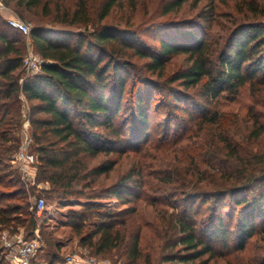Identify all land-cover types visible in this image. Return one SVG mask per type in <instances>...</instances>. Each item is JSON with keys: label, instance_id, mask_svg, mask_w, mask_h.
Instances as JSON below:
<instances>
[{"label": "trees", "instance_id": "1", "mask_svg": "<svg viewBox=\"0 0 264 264\" xmlns=\"http://www.w3.org/2000/svg\"><path fill=\"white\" fill-rule=\"evenodd\" d=\"M54 1L59 0H1L4 6L14 8L22 17H25L24 10L33 11L38 7L51 14L50 3ZM117 1L104 0L97 20L87 0H77L72 10L59 4L51 22L83 26V32L45 29L42 20L33 18L32 45L44 63L42 72L32 76L24 75V46L18 37L24 34L0 16V232L5 229L15 232L17 226H21L31 235L37 226L28 195L18 186L20 176L16 180L13 172L8 171V161L19 146L16 132L21 128L26 102L37 154V179L50 184L47 194L59 199L83 197L93 201L114 196L130 201L128 198L134 197V191L142 182L151 185L153 178L164 180L163 186H151L167 198L153 207V216L166 211L158 206L173 209L168 215L172 216L173 237L162 238L166 252L156 264H210L219 254L216 242L226 244L231 238L236 241L234 250L245 251L248 240L264 232V193L252 198L240 195L264 180V153L238 148L228 134H217L214 130L224 127L221 97H236L248 84L264 86V22L250 20V24H240L236 19L233 23L237 26L228 28L224 36L209 39L195 29L183 30L181 34H163L159 36L158 45L145 52L135 45L136 34H129L128 30L114 32L103 24ZM187 1L173 0L164 13L180 9ZM238 7L242 17H264V8L256 0H242ZM11 30L16 33L11 34ZM177 55H184V62L167 76L164 72ZM134 56L146 59L143 66L151 73L166 77L170 84L176 83L177 87L169 89V98L177 106L185 105L182 110L188 114V119L181 133L176 132L173 138L169 137V127L162 140L132 150L130 146L136 142L149 139V110L154 96L150 88H142L139 82L129 85ZM133 87L137 90L131 96L130 110L136 124L127 126L117 122V117L127 101L124 100L126 94ZM194 92L204 101H193ZM193 135L198 140L192 141ZM210 136V146L225 152L228 165L212 153V149H204V140ZM262 137L264 114L254 118L245 140L255 144ZM147 148H159L165 157L171 151L180 153L178 162L185 168L175 173L169 164L154 160L159 170L149 171L148 166H153L146 165L142 153ZM131 150L134 166L130 172L98 190V180L108 177L118 162L109 158L91 166L89 158L100 154L129 155ZM202 182L214 187L204 189ZM192 183H195L194 188L188 190ZM199 198L202 201L194 210V202ZM228 198L232 199V205L224 212ZM191 199L194 200L189 202ZM124 213L134 218L120 220L116 216L121 211L90 202L83 209L70 212L68 225L81 236V245L92 247L96 253L117 248L128 262L136 264L143 257L142 226L136 225L140 222L136 216L147 215L136 208ZM225 217H229L227 222ZM89 220H96V224L92 232L85 234ZM4 248H0L2 261ZM147 259L151 262L150 256ZM259 259L248 264H264V259ZM62 261L55 259L50 264Z\"/></svg>", "mask_w": 264, "mask_h": 264}, {"label": "rangeland", "instance_id": "2", "mask_svg": "<svg viewBox=\"0 0 264 264\" xmlns=\"http://www.w3.org/2000/svg\"><path fill=\"white\" fill-rule=\"evenodd\" d=\"M87 1L89 2L91 10L96 12L95 19L97 20L98 10L102 6L104 0ZM241 1L242 0H214V3H211V0H189L184 3L180 9L172 13L165 14L164 10L166 6L173 2V0H118L116 5L112 8L111 15L103 21V24L109 26V28H111L114 32L119 33L121 30H128L130 32L129 34H136V39L134 40L135 45L146 52L147 50L152 51V49L158 45L159 36H162L163 34H181L183 30L195 29L199 33H202L204 37L209 39L217 38L221 35L224 36L228 28L237 26L236 23H233L236 19L241 22L240 24H244L245 22L246 24H250V20L251 22H264V17L259 15L248 18L242 17L237 11ZM256 1L261 8H264V0ZM76 3L77 0L54 1L50 3L52 11L51 14H48L47 10L42 7H38L33 11L24 10L25 17L19 15L14 8L4 6L0 9V16L3 20L8 22V24L9 19L19 17L23 21L31 24L32 28L34 27L33 20L35 19L42 20L45 24V29L83 32L85 30V27L83 26L72 27L51 22V18L56 14L59 4L63 8H70L72 10L76 6ZM90 26L91 25H89V27ZM15 33L16 31L11 30V34L14 35ZM18 37L24 46L23 56H25L30 48L34 49L32 40H28L26 36L22 34ZM73 41L75 42L76 38H74ZM131 61L132 65L130 67V71L132 76L128 77L129 85H132L134 81L139 82L141 83L142 88L146 90L147 88H150L154 94L149 110L150 126L147 131L149 139L145 142L143 140L140 142L138 141L136 142V145H133L132 147L130 146L133 150L134 147L150 146L152 142L155 143L157 140H162L166 129L169 127L171 131V135H169V137H172V135L176 134V132L181 133L182 126L188 119V114L182 110V108L185 107L183 103L177 106L175 102L169 98V89L177 87L176 83L170 84L165 79L166 77H160L157 73L153 74L147 70L146 67L143 66L146 59H140L134 56L131 58ZM183 62L184 55H177L173 57L169 63L168 70H166L164 74L168 76L173 70L180 67ZM24 75L26 76V73ZM136 90L137 88L133 87L128 94H126L124 100L127 101L122 108L121 113L117 117V122L126 123L127 126L136 124L130 110V99ZM194 95L193 101H204L203 98L196 95L195 92ZM220 102V111H222V116L224 117V127L220 128L218 126L214 132L217 134H220V132L228 134L234 140L238 148H244L246 151H257L260 155L264 153V137L260 138V140H258L255 144L246 143L245 140L247 139V135L254 118L260 117L261 114H264V86L259 83L254 85L248 84L241 89L240 93L236 97L225 95L224 97H221ZM212 107L213 109L215 108L214 104ZM29 109V105L25 102V110H23L22 115L23 122L20 130L16 132V136L20 138V142L18 148L12 156V159L8 161V171L13 172V176H15L16 180L20 176L21 182L18 183V186H22L25 189L31 205L36 200L44 198L47 208L43 210L41 216L37 217L35 215L37 226L34 229L33 234L28 235L25 228L21 226H17L15 232H12L11 229L1 231L0 248H4V245L7 242H17L20 239L29 240L32 237H37L41 245L40 249L36 253V256L32 258L31 264H50V262L55 259L64 260L67 254L79 252L81 250L87 251L88 255L95 256L101 264H131L124 256H122L121 252L117 248L103 253H96L92 247L81 245V236L77 235L68 225V217L71 211L81 210L86 205L90 204V202H95L107 209L121 211V214L116 216L117 218H120V220L124 218L128 220L134 218V216H126L124 211L128 209L136 208L137 210L144 212L147 216H136L140 219V222H137L136 225L142 226L143 237V257L136 264H156V262L160 261L158 259L166 252L163 249L162 238L165 237L167 240L171 236L173 237V231L170 230V221L172 220V216H168L169 212L173 209L169 208L168 210L167 206H158L166 211H162V215L160 216H153V207L157 206L159 204V200L163 199L164 196L160 193V191L152 189L151 186L154 188V184L163 186L165 185L163 182L164 180L158 181L153 178L151 179V185H147L146 181L145 183L142 182V185L134 191V197L128 198L130 201H126V199L122 200L114 196L93 201L87 200L83 197L59 199L56 196H50L46 193L50 190L51 186L48 182L39 181L37 179V173L35 179L32 178L31 183L27 187L22 181L21 173L14 162V155L24 143L25 135L28 134L32 137V126L30 122H28L30 116ZM196 139L198 140V137L193 135L192 141ZM211 142V136L206 138L204 140V149H212V153L218 155L219 159L223 160V162L225 161V164L228 165L229 159L225 155V152L214 150L216 147L210 146ZM129 144L132 145L133 143ZM29 150L36 155L37 162V154L34 150L33 138ZM132 150L128 151L129 155H127L128 153L124 155H118L116 153L110 156L100 154L96 158H89L91 166L109 158L116 159L118 162L114 171L108 177H102L98 180L99 182H97L96 185L98 190L101 187L110 186L113 182L130 172L134 166V154ZM147 150H149V148H147ZM147 150H144L145 152L142 151V153H144L143 161L146 162L147 166L148 164L153 166H148V170L151 172L152 170L157 172L160 167L156 166L158 163L154 160H158L160 163L163 161L165 164H169L171 171L175 173H177V171L181 173L183 168H185L183 163L178 162L179 157H181V155H179L180 153L176 154L174 151H171L168 152L165 157V154L161 155V150L159 148L157 150ZM159 158H162V160ZM36 166L37 164L35 167ZM145 174H147V172ZM145 177L147 178V175H145ZM194 184L195 183L188 185V190H192L194 188ZM200 184L204 189H208L210 185L212 188L214 187L211 183L205 184V182H202ZM89 190L90 189H87V191ZM260 193H264V180L258 181L252 190H247L246 193L241 194L240 196L252 198L253 196H258ZM124 196L127 195L124 194L123 197ZM177 198L179 200H183L180 196ZM163 200L167 201V198H164ZM193 200L194 199H191L189 202H192ZM169 201L175 202V199H170ZM201 201L202 199L199 198L194 202V210L198 209ZM226 204H228V206L224 208V212L229 210L232 205V199L228 198L226 200ZM203 211L205 210L203 209ZM201 216L205 218V215ZM235 218H237V216ZM228 220L229 217H225V221L227 222ZM94 224H96V220L87 221L84 233L88 234V232H92ZM47 240L51 241V244H49ZM235 242L236 241L233 238H231L226 244H223V242H216L215 247L219 250V254L210 264H248V262L253 260L255 261L256 258L264 259V232L256 234L249 239L246 250L243 252L234 250ZM160 244L162 245L160 246ZM4 249L5 254L8 251V248L5 247ZM2 255L3 253L0 255L1 264H8L6 258H3V261L1 260ZM147 256L151 257V262L148 261Z\"/></svg>", "mask_w": 264, "mask_h": 264}, {"label": "built area", "instance_id": "3", "mask_svg": "<svg viewBox=\"0 0 264 264\" xmlns=\"http://www.w3.org/2000/svg\"><path fill=\"white\" fill-rule=\"evenodd\" d=\"M9 24L20 30L28 40L31 39V24L23 21L19 17L9 19ZM44 61L41 55L30 48L23 58V67L26 76L36 75L42 72V65ZM29 122V120H28ZM32 142V137L28 134L25 135L24 143L20 146L14 155V162L16 163L22 181L28 187L31 179L36 177V155L29 150ZM40 187V185H39ZM42 189V187H40ZM47 208L44 198L36 200L32 204L31 210L39 217L43 210ZM40 241L37 237H32L29 240L20 239L17 242H7L4 246L8 248L5 253V258L8 264H31V260L36 256L37 251L40 249ZM45 264V263H42ZM60 264H101L95 256L88 255L87 251H79L67 254Z\"/></svg>", "mask_w": 264, "mask_h": 264}, {"label": "crops", "instance_id": "4", "mask_svg": "<svg viewBox=\"0 0 264 264\" xmlns=\"http://www.w3.org/2000/svg\"><path fill=\"white\" fill-rule=\"evenodd\" d=\"M4 7V5L2 4L1 0H0V9Z\"/></svg>", "mask_w": 264, "mask_h": 264}]
</instances>
